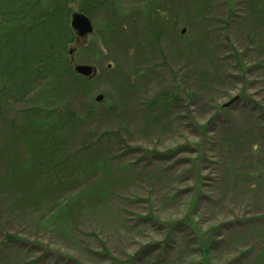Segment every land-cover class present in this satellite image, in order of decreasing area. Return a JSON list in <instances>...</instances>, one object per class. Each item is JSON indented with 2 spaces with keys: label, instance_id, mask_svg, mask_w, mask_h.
Segmentation results:
<instances>
[{
  "label": "rangeland",
  "instance_id": "1",
  "mask_svg": "<svg viewBox=\"0 0 264 264\" xmlns=\"http://www.w3.org/2000/svg\"><path fill=\"white\" fill-rule=\"evenodd\" d=\"M14 5L1 28L34 20ZM92 23L86 82L2 109L0 264H264V0H109ZM47 141L77 163L45 170Z\"/></svg>",
  "mask_w": 264,
  "mask_h": 264
},
{
  "label": "trees",
  "instance_id": "2",
  "mask_svg": "<svg viewBox=\"0 0 264 264\" xmlns=\"http://www.w3.org/2000/svg\"><path fill=\"white\" fill-rule=\"evenodd\" d=\"M78 11L86 14L90 19L95 17L108 4L109 0H77ZM21 7L12 13H17L14 18L34 11V20H22L14 26L8 21L0 27V117L2 109L8 103L22 101L31 94L37 82L48 78L60 76V73L73 75L69 48L75 42V33L70 26L71 9L69 0H50L45 6L40 0L34 4L31 0H0V12L5 14L10 11L9 5ZM67 3V4H66ZM14 5V6H15ZM17 8V7H16ZM13 16V15H12ZM7 20V19H6ZM10 24V25H9ZM79 80L84 83L82 76ZM166 96V95H165ZM164 94L159 100L168 99ZM50 141L42 146L37 154L39 162L45 170L59 168L69 170L70 166L77 163V158L66 159L57 156L53 150L48 151ZM84 149L82 150V152ZM81 155V154H80ZM72 163V164H71ZM78 176V171H74Z\"/></svg>",
  "mask_w": 264,
  "mask_h": 264
},
{
  "label": "water",
  "instance_id": "3",
  "mask_svg": "<svg viewBox=\"0 0 264 264\" xmlns=\"http://www.w3.org/2000/svg\"><path fill=\"white\" fill-rule=\"evenodd\" d=\"M70 25L76 34V43L80 39L86 38L89 34L93 33V24L91 19L83 12L76 11L71 14ZM70 50V54L72 53ZM74 71L84 77H89L92 75V67L87 65H74ZM94 74V73H93ZM102 96L99 95L97 100H101Z\"/></svg>",
  "mask_w": 264,
  "mask_h": 264
}]
</instances>
